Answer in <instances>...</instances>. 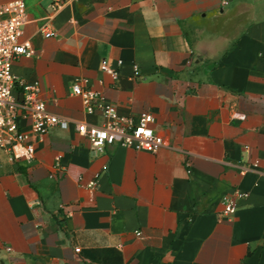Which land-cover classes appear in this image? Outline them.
<instances>
[{
	"label": "crops",
	"instance_id": "crops-1",
	"mask_svg": "<svg viewBox=\"0 0 264 264\" xmlns=\"http://www.w3.org/2000/svg\"><path fill=\"white\" fill-rule=\"evenodd\" d=\"M21 1L33 55L12 65L14 96L36 83L71 122L33 138L30 161L0 150V264H264V0H57L56 14ZM75 84L122 116L150 113L164 146L93 151L75 123L104 119Z\"/></svg>",
	"mask_w": 264,
	"mask_h": 264
},
{
	"label": "built area",
	"instance_id": "built-area-1",
	"mask_svg": "<svg viewBox=\"0 0 264 264\" xmlns=\"http://www.w3.org/2000/svg\"><path fill=\"white\" fill-rule=\"evenodd\" d=\"M63 5L64 2L55 0L50 6L52 13L56 14ZM26 11V3L21 0L0 3V150L8 154L10 160L14 162L30 161L34 157L35 148L31 143L33 138H42L54 126L66 130L71 122L47 111L44 102L38 98L39 89L36 83L21 84V97L17 99L14 96L16 79L12 74V65L19 57L33 55L31 46L20 42L23 28L27 23ZM46 29V26L42 27L44 36L52 37L54 34L46 32ZM101 70L113 79L118 77V73L109 68L106 60L101 62ZM141 79L140 70L134 65L132 80ZM72 92L82 100L86 114L93 115L99 111L103 116L104 122L101 126L75 123L77 132L88 139L93 151L101 152L106 146L119 145L135 151L157 153L164 146L162 137L152 128L154 118L150 113H142L137 117L122 116L116 107L107 104L98 92L78 84L73 85ZM20 119L30 120V133L21 130ZM257 164L254 163L253 167H257ZM247 171L248 168H240L241 175ZM96 187V180L88 184L92 191ZM245 197L246 194L240 192L232 197H225L224 214L227 216L234 214L236 200ZM61 210L66 217H70L68 207L62 206ZM75 251L79 252V249Z\"/></svg>",
	"mask_w": 264,
	"mask_h": 264
}]
</instances>
